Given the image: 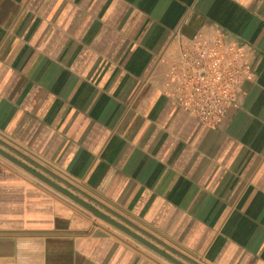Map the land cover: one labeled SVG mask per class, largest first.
I'll list each match as a JSON object with an SVG mask.
<instances>
[{"label": "crops", "instance_id": "crops-1", "mask_svg": "<svg viewBox=\"0 0 264 264\" xmlns=\"http://www.w3.org/2000/svg\"><path fill=\"white\" fill-rule=\"evenodd\" d=\"M253 76L215 126L168 95L194 34ZM0 149L183 264H264V0H0ZM0 264H174L0 156Z\"/></svg>", "mask_w": 264, "mask_h": 264}, {"label": "built area", "instance_id": "built-area-1", "mask_svg": "<svg viewBox=\"0 0 264 264\" xmlns=\"http://www.w3.org/2000/svg\"><path fill=\"white\" fill-rule=\"evenodd\" d=\"M253 76L244 47L224 34L182 38L177 58L168 66V95L181 109L215 126L236 105L242 84Z\"/></svg>", "mask_w": 264, "mask_h": 264}, {"label": "water", "instance_id": "water-1", "mask_svg": "<svg viewBox=\"0 0 264 264\" xmlns=\"http://www.w3.org/2000/svg\"><path fill=\"white\" fill-rule=\"evenodd\" d=\"M0 156L8 159L12 163H14L17 166L23 168L24 170H26L27 172H29L30 174H32L33 176H35L36 178H38L39 180H41L42 182H44L45 184H47L48 186H50L51 188H53L54 190L58 191L59 193H61L65 197H67L68 199L72 200L73 202H75L76 204H78L79 206H81L82 208H84L85 210H87L88 212H90L91 214H93L94 216H96V217L100 218L101 220L109 223L110 225L118 228L122 232L126 233L127 235H129L130 237L134 238L138 242H140L143 245L147 246L148 248H150L154 252L158 253L162 257L166 258L170 262H172L174 264H183L180 261H178L177 259H175L172 256H170L169 254L163 252L162 250H160L159 248H157L156 246H154L153 244H151L150 242H148L147 240H145L141 236L135 234L130 229H128L125 226L121 225L117 221H115V220H113V219L105 216L104 214L100 213L99 211H97L96 209H94L92 206H90L89 204H87L86 202H84L83 200H81L80 198H78L77 196H75L74 194H72L71 192H69L68 190L62 188L61 186H59L58 184H56L53 181L49 180L48 178H46L42 174L38 173L37 171L29 168L27 165H25L21 161L15 159L14 157H12L11 155H9L8 153H6L5 151H3L2 149H0Z\"/></svg>", "mask_w": 264, "mask_h": 264}]
</instances>
